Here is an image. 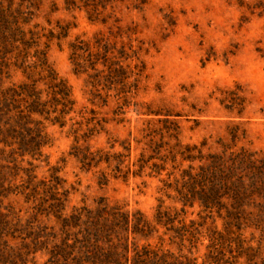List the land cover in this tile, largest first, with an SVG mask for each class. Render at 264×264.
<instances>
[{
  "label": "rangeland",
  "instance_id": "1",
  "mask_svg": "<svg viewBox=\"0 0 264 264\" xmlns=\"http://www.w3.org/2000/svg\"><path fill=\"white\" fill-rule=\"evenodd\" d=\"M0 69V264H99L79 248L104 209L150 226L111 236L123 260L264 264L258 208L238 221L179 194L209 155L264 158V0H0ZM32 94L45 112L21 121Z\"/></svg>",
  "mask_w": 264,
  "mask_h": 264
},
{
  "label": "trees",
  "instance_id": "2",
  "mask_svg": "<svg viewBox=\"0 0 264 264\" xmlns=\"http://www.w3.org/2000/svg\"><path fill=\"white\" fill-rule=\"evenodd\" d=\"M43 66H45L44 63ZM1 72L2 69H0V74ZM55 87L58 88L57 94L61 96L57 102L64 107L72 104L69 100V91L65 85L61 82L56 84ZM21 89L20 94L14 90L13 96L22 95L27 86ZM31 96L36 97V94ZM32 105L34 107L30 109L29 115H23V111L19 112V120H29L31 113L43 114L45 112L44 107L46 105L42 104L38 97L35 98ZM28 122H24L27 135L21 138L20 150L23 155L41 156L40 150L45 145V137L37 127L34 129L26 127ZM5 125L7 126L8 123H5ZM200 159L203 160V156H200ZM209 159L210 164L200 166L197 171L190 167V170L185 172L187 179L181 190H179L180 201L184 206H193L195 203H199L206 211H212L216 206L227 208V204L223 201L228 200L234 210V212H228V217L240 221L246 214V207L253 205L254 208L259 209L260 213L253 217L252 221L256 223L257 227L263 224L264 203H256L255 199L258 198L264 201V158L258 157L257 153L242 149L240 152H232L227 159L218 154L209 155ZM251 200H254V202H251ZM248 214L253 216L252 212ZM98 217L94 221H90L91 218H88L85 222V225L88 226L85 229L86 234L79 248L80 254L84 253L89 257V253L95 252L99 264H182L178 261L169 260L167 256H158V254L147 248L137 252L132 262L127 258L123 260L124 256L117 253L119 244H115L111 236L116 234V237H118L119 231L127 233L130 226H132L133 232L137 234H149L151 232L150 226L140 217L131 218L129 215L120 212L108 213L105 209ZM80 220L81 216L77 217L76 221L79 222ZM167 220L172 222L170 218ZM64 245L66 248L73 249L68 254L69 257L73 256L75 245L69 246L66 243ZM105 245L108 246V249L114 251H107ZM73 260H76L77 264H84L81 255L80 257L74 256ZM85 263H88V261ZM93 264H96V261Z\"/></svg>",
  "mask_w": 264,
  "mask_h": 264
}]
</instances>
